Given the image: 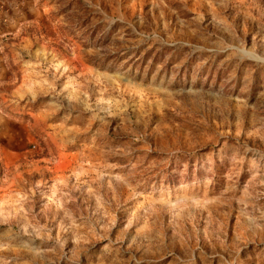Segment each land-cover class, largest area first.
<instances>
[{
	"label": "rangeland",
	"instance_id": "1",
	"mask_svg": "<svg viewBox=\"0 0 264 264\" xmlns=\"http://www.w3.org/2000/svg\"><path fill=\"white\" fill-rule=\"evenodd\" d=\"M0 264H264V0H0Z\"/></svg>",
	"mask_w": 264,
	"mask_h": 264
}]
</instances>
